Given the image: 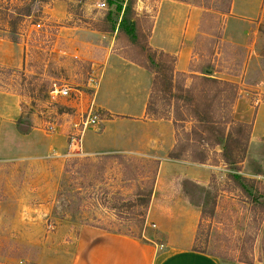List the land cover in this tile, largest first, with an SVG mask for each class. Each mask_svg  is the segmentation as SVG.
<instances>
[{
	"label": "rangeland",
	"instance_id": "374dc122",
	"mask_svg": "<svg viewBox=\"0 0 264 264\" xmlns=\"http://www.w3.org/2000/svg\"><path fill=\"white\" fill-rule=\"evenodd\" d=\"M103 1L105 8L99 7ZM161 1L135 0L143 30L151 29ZM174 1L201 10L203 36L222 37L195 44L201 62H212L223 74L239 73L238 101L230 117L223 112L220 124L239 118L243 105L253 112L264 103V0L249 20L225 16V0ZM22 8L30 17H19ZM114 9L107 0H0V39L15 37L13 45L24 46L23 67L1 70L0 87L17 96L19 116L36 134L19 143L34 149H4L0 156V264H84L91 237L108 233L138 240L148 264L188 248L220 264H264V143L247 145L239 171L223 163L220 148L200 147L207 162L185 166L204 190L190 188L197 197L193 207L182 195L180 170L162 174L158 150L133 147L135 140L159 136L156 131L93 103L105 55L129 54L124 39L99 31L112 28ZM215 43L226 47L218 61L209 55ZM63 89L66 96L58 93ZM210 96L222 105L220 93ZM152 102L155 119L172 118L161 95ZM182 107L176 109L183 122L175 127V139L193 145L195 123ZM92 115L97 125L83 130L79 124ZM71 136H78V153L69 150ZM242 148L241 143L233 151L236 160ZM234 174L250 180V196L236 190Z\"/></svg>",
	"mask_w": 264,
	"mask_h": 264
},
{
	"label": "crops",
	"instance_id": "0c3cea01",
	"mask_svg": "<svg viewBox=\"0 0 264 264\" xmlns=\"http://www.w3.org/2000/svg\"><path fill=\"white\" fill-rule=\"evenodd\" d=\"M259 3L260 0H230L229 12L225 16L239 20L252 19L256 9L259 7ZM137 16L139 17V14ZM201 16V10L195 6L174 0H162L159 2L154 15L150 17L151 29L148 44L153 50L174 58L175 74L183 75L185 87L189 83L187 82L186 84V80H189L191 84L193 76H201L199 69L203 66L201 62L203 58L201 51L197 48L198 45L195 44H198L199 40L203 38L217 39L212 35L206 37L202 35L200 30ZM113 37L115 38V36ZM217 40L222 41V39ZM221 48L220 44L215 43L210 59L218 57V61L224 53ZM23 55L24 46L20 44L14 46L12 42L0 39V71L21 69L23 67ZM199 61L200 65L197 64ZM211 74V77L222 82L234 84L239 88V73L231 75L229 73L223 74V71L214 70ZM255 91L258 92V90ZM151 92L152 77L143 68L119 54L107 53L105 55L103 71L98 89L93 95V103L113 116L130 118L129 121L142 123L156 131L155 134L159 136L151 140H135L133 147L141 152H146L150 149L158 150L157 156L159 157H155V160L159 163V171L162 174L166 173L168 169L171 170L172 167L179 169L181 172H178L181 175L179 186L183 192L182 195L187 198L189 205L195 207V204L190 201L186 194L183 183L187 181L199 186L195 183L197 178L192 169H185V166H195L198 163H192L188 160L168 159V153L177 144L173 119L171 117L168 119H151L148 117L147 105ZM261 93L263 92L261 91ZM237 95L239 97V92ZM15 97L17 96L0 87V156L3 155L4 149L11 153L34 149V146L20 147L19 143L21 141L35 137L36 134L34 129L27 135L18 133L15 121L19 117L20 112L19 101ZM243 106L238 113L239 118H233L234 121L251 125L249 146L260 142L264 143L262 140L264 138V103L253 109V112L250 109H246L250 107ZM236 110L234 111L235 113L237 112ZM152 140L155 142L154 146L150 142ZM166 140L168 145L164 147ZM160 153H163L161 157ZM243 161L238 165H241ZM138 242V240L133 238H126L124 235L114 233L93 235L90 242V254L84 264H148L147 257H144L145 252L139 247ZM157 264L220 263L217 258L209 254L188 248L170 252Z\"/></svg>",
	"mask_w": 264,
	"mask_h": 264
},
{
	"label": "trees",
	"instance_id": "16d2710c",
	"mask_svg": "<svg viewBox=\"0 0 264 264\" xmlns=\"http://www.w3.org/2000/svg\"><path fill=\"white\" fill-rule=\"evenodd\" d=\"M230 4V0H225ZM111 7H115V16L117 20L113 22L110 30H99L101 32L112 33L115 40L120 41V38L125 40L124 49H127V60L140 66L152 77V92L147 105V115L151 119H155L152 114V100L161 95L164 101H167L172 109V119L174 127L183 122V119L178 118L176 110L179 103L182 108L189 111L194 126L191 129L190 138L193 137V145H180L174 146L172 151L168 153V159L171 160H188L192 163L204 164L208 160L205 155V150L200 147H218L221 149L222 161L227 166H232L235 171H239V163L243 161L244 153L246 152L251 134V125L227 120L224 124H220L223 112H227V116H231L232 106L237 99V86L231 83L222 82L212 76L214 72L213 66L208 62H204L199 69L201 76H193V82L185 87L184 77L180 74H175L174 71V58L153 50L148 44V37L150 30H143L140 23V18L134 10L135 0H107ZM229 12V7L225 11V15ZM19 17H30L29 9L22 8L18 10ZM107 17H112L108 14ZM11 25H9L10 27ZM13 27L11 26V30ZM13 31V30H12ZM215 36V35H214ZM221 39L220 33L215 36ZM12 38L11 42L14 41ZM212 40V39H208ZM223 50V45H221ZM213 49V46H211ZM210 48V49H211ZM133 54H130V53ZM212 54V51L209 55ZM202 56V54H201ZM166 60L171 64L167 65ZM217 71H221L215 68ZM237 74V73H236ZM233 74V75H236ZM232 75V74H231ZM180 83L182 84L180 86ZM220 93L222 95V105L216 106L213 104L210 94ZM180 115V114H179ZM226 116V118H228ZM158 119V118H157ZM163 119V117L161 118ZM15 126L19 134H29L33 127L30 123H26L23 117L19 116L15 121ZM196 132H198L196 134ZM206 133L207 137L203 136ZM198 142V145L195 142ZM191 142V140H190ZM242 143L243 148L241 151V158L237 159L232 156L233 151L238 148ZM199 146V147H198ZM234 166V167H233ZM230 180L233 182L236 190L245 195H249L250 180L239 175H230ZM203 188L196 186L191 182L185 181L183 188L188 195L190 201L194 204L197 203L196 195L190 191L191 188ZM252 188V186L250 185ZM250 196V195H249ZM194 251H197L193 249ZM199 252V251H198ZM212 256V255H211Z\"/></svg>",
	"mask_w": 264,
	"mask_h": 264
},
{
	"label": "built area",
	"instance_id": "2783aa9c",
	"mask_svg": "<svg viewBox=\"0 0 264 264\" xmlns=\"http://www.w3.org/2000/svg\"><path fill=\"white\" fill-rule=\"evenodd\" d=\"M99 7L101 8H105L106 7V3L103 1L99 4ZM38 27V26H37ZM59 95H64L66 96L67 91L65 89L63 90H59L58 91ZM259 102V100H257V103ZM83 127V130H85L87 127H93L95 125H97V117L96 116H88L84 121H82L79 126ZM69 150L72 153H78V151L80 150V141L78 139V136H71L70 138V143H69Z\"/></svg>",
	"mask_w": 264,
	"mask_h": 264
}]
</instances>
